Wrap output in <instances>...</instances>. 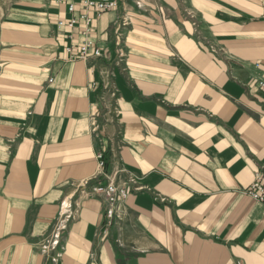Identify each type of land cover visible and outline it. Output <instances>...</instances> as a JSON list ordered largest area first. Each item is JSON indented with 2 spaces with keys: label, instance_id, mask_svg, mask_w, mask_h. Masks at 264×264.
<instances>
[{
  "label": "crops",
  "instance_id": "1",
  "mask_svg": "<svg viewBox=\"0 0 264 264\" xmlns=\"http://www.w3.org/2000/svg\"><path fill=\"white\" fill-rule=\"evenodd\" d=\"M81 11L0 0V264H264V206L243 194L264 173V0H117L90 12L108 57L87 64L65 51ZM104 172L135 179L105 234Z\"/></svg>",
  "mask_w": 264,
  "mask_h": 264
},
{
  "label": "built area",
  "instance_id": "2",
  "mask_svg": "<svg viewBox=\"0 0 264 264\" xmlns=\"http://www.w3.org/2000/svg\"><path fill=\"white\" fill-rule=\"evenodd\" d=\"M59 2L61 0H55ZM73 1V0H71ZM82 11L79 15V19L82 21V35L84 40L75 45L73 42L66 47L65 51L68 54L70 60H79L84 63H89L91 60H100L104 59L108 53H103L102 50L97 47L93 41H91L89 35L91 32V24L93 16L99 17L102 13L111 11L117 7V0H81ZM69 12L75 11V3H71L68 6ZM92 11L93 16L90 15ZM76 24L75 19H70L68 21L59 20L57 21V28L66 27L68 29H73ZM118 57L122 58L123 54L118 53ZM258 68L259 66L256 65ZM102 85L105 91V94L100 97V102L104 105L105 115L117 116V101L115 99V91L108 78L111 76L109 72H102ZM258 87L264 91V76H261L259 79H256ZM96 82L91 84V87H96ZM94 136L98 137L99 125L95 122L92 124ZM95 160L100 169L104 171L105 160L103 153L96 152ZM105 181L103 183L96 184L90 188V194L99 198L104 205V225L101 228V233H106L107 228L114 222V220H121L125 214L124 201L126 200L130 184L135 183V179L129 177L128 180L119 181L117 173H107L103 174ZM243 194L250 198L252 201L259 203L264 206V173L258 172L254 176V180L250 186L243 191ZM59 227H56L52 231L51 236H49L46 241L42 244V253L48 254L51 250L59 243Z\"/></svg>",
  "mask_w": 264,
  "mask_h": 264
},
{
  "label": "trees",
  "instance_id": "3",
  "mask_svg": "<svg viewBox=\"0 0 264 264\" xmlns=\"http://www.w3.org/2000/svg\"><path fill=\"white\" fill-rule=\"evenodd\" d=\"M107 168V165L105 164V168H104V170Z\"/></svg>",
  "mask_w": 264,
  "mask_h": 264
},
{
  "label": "bare ground",
  "instance_id": "4",
  "mask_svg": "<svg viewBox=\"0 0 264 264\" xmlns=\"http://www.w3.org/2000/svg\"><path fill=\"white\" fill-rule=\"evenodd\" d=\"M106 158V157H105Z\"/></svg>",
  "mask_w": 264,
  "mask_h": 264
}]
</instances>
